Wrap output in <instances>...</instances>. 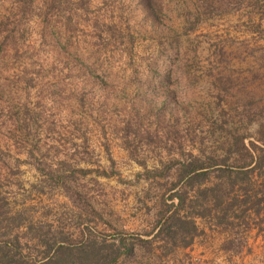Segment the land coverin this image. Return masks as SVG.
Instances as JSON below:
<instances>
[{
    "label": "trees",
    "instance_id": "trees-1",
    "mask_svg": "<svg viewBox=\"0 0 264 264\" xmlns=\"http://www.w3.org/2000/svg\"><path fill=\"white\" fill-rule=\"evenodd\" d=\"M242 7L250 10V21L264 19V0H0V102L12 121L8 140L20 154L57 185L76 174L107 175L65 172L43 153L39 142L46 121L29 100L34 89L47 87L54 108L58 92L73 97L71 109H65L70 115L117 114L119 120L108 124L124 134L133 158L137 144L158 150L153 168L142 163L146 178L171 180L149 240L100 241L82 231L75 243L61 229L30 224L22 231L25 217L5 216L0 209V264H126L137 251L152 254L160 241L156 248L167 257L192 244L197 217H215L222 227L239 218L236 206L243 217L264 214V181L257 192L252 183L255 172L264 173L263 113L248 121L259 125L254 141L247 142L252 138L247 127L232 130L224 120L231 128L221 155L184 148L190 133H183L192 124L186 106L194 81L190 70L199 63L192 36L203 20Z\"/></svg>",
    "mask_w": 264,
    "mask_h": 264
},
{
    "label": "rangeland",
    "instance_id": "rangeland-1",
    "mask_svg": "<svg viewBox=\"0 0 264 264\" xmlns=\"http://www.w3.org/2000/svg\"><path fill=\"white\" fill-rule=\"evenodd\" d=\"M243 7L231 12L224 8L203 20L192 36L198 44L199 63L190 70L194 81L186 106L192 124L183 133H190L184 144L187 150L200 148L221 155L219 148L231 128L224 120L232 130L247 127L246 134L252 136L247 142L257 137L258 122L248 125V121L254 115L261 119L263 113L264 117V19L250 21V10ZM51 92L47 87L36 88L29 100L36 115L46 121L47 130L39 142L43 153L65 172L85 169L107 175L76 174L59 185L50 181L8 140L12 121L0 102L1 211L5 216L23 215L26 225L22 231L30 224L52 231L61 229L75 243L82 239V231L108 242L121 236L129 241L152 239L154 235H148L156 233L160 201L171 187V180L146 178L142 163L153 168L158 150L154 148L151 153L137 144L139 154L133 158L124 148V134L108 124L119 120L117 114L108 112L100 118L97 114L90 116L92 113L70 115L65 109H71L73 97L58 92L61 95L54 108L48 98ZM184 93L181 88L179 94ZM223 114L227 116L221 118ZM263 181L264 173L255 172L254 192L261 189ZM241 212L236 206L234 214L239 218L222 227L215 217H197L198 236L188 248H177L164 257L156 248L162 246L160 241L154 244L152 254L137 251L135 259L126 264H264V214L247 218ZM30 251L31 256L36 255L33 249ZM162 251L166 253V248Z\"/></svg>",
    "mask_w": 264,
    "mask_h": 264
}]
</instances>
